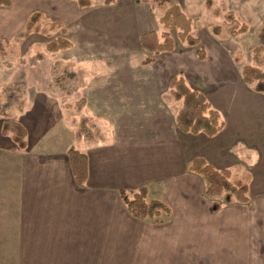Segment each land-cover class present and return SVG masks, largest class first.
<instances>
[{
	"label": "crops",
	"instance_id": "0c3cea01",
	"mask_svg": "<svg viewBox=\"0 0 264 264\" xmlns=\"http://www.w3.org/2000/svg\"><path fill=\"white\" fill-rule=\"evenodd\" d=\"M33 1L22 6L12 0L0 12H19L25 24L41 11L65 24L53 6L30 7ZM178 74L186 76H171ZM213 84L212 100L206 96L226 124L213 138L181 132L175 113L149 136L140 130L122 136L110 120V128L86 141L64 115L57 126L36 113L15 120L28 132V146L21 149L2 135V121L0 137L15 152L18 169V178L9 181L16 188L17 229L8 234L16 236L15 249L27 264H264V99L244 82ZM72 147L88 157L85 186L74 178ZM196 158L230 170L232 177L240 173L244 178L233 182L249 186L250 204L225 203L216 211L204 179L189 170ZM140 188L147 189L148 201L170 208L166 223L140 221L128 212L120 192L133 195Z\"/></svg>",
	"mask_w": 264,
	"mask_h": 264
},
{
	"label": "rangeland",
	"instance_id": "374dc122",
	"mask_svg": "<svg viewBox=\"0 0 264 264\" xmlns=\"http://www.w3.org/2000/svg\"><path fill=\"white\" fill-rule=\"evenodd\" d=\"M165 1L117 0L110 6L97 1L81 10L74 4L69 9L59 7L61 0H34L30 7L48 5L59 12L56 16L64 19L66 34L62 29L51 31L46 25L53 21L50 18L42 23L45 33L30 37L24 36L26 23L19 12H0V36H4L0 41V124L7 119L28 120L39 113L59 126L57 117L62 114L86 141H95L111 121L122 136L129 130L149 136L181 108L167 86L173 73L185 72L188 84L211 100L208 93L216 88L213 83L243 82L242 67L253 63L255 48L264 47V0H212L211 8L208 0H173L195 22L193 35L209 55L203 62L176 31L161 25L171 6ZM25 2L21 5L26 6ZM230 13L248 27L246 33L230 35ZM151 31L169 32L176 51L157 56L145 53L139 35ZM63 37L72 41V48L55 54L47 51L50 41ZM146 56L153 59L149 65L142 63ZM102 115L104 122L99 119ZM9 146L0 137V264H27L20 248L15 249L16 236L8 234L17 229L18 219L16 188L9 182L18 178V169ZM240 176L234 174L232 182L244 178Z\"/></svg>",
	"mask_w": 264,
	"mask_h": 264
},
{
	"label": "trees",
	"instance_id": "16d2710c",
	"mask_svg": "<svg viewBox=\"0 0 264 264\" xmlns=\"http://www.w3.org/2000/svg\"><path fill=\"white\" fill-rule=\"evenodd\" d=\"M76 2L81 9L91 8L97 1H102L106 6L114 5L117 0H69ZM171 6L167 7L160 19L161 25L168 30L178 33L181 42L190 48L196 49V56L204 61L207 51L201 40L193 35L195 22L188 18L183 9L173 4V0H166ZM211 8L212 0H208ZM12 0H0V7H10ZM50 17L41 11H34L28 17L25 25V37L34 33H45L42 23ZM49 29H62L66 34L65 24L61 21L48 23ZM248 31L246 25H240L234 14H229V32L235 37ZM142 50L148 55H160L176 51V43L169 32L159 35L155 31L144 33L139 38ZM73 47L72 41L67 38H55L50 41L46 49L50 53H58ZM253 63L242 67L243 82L252 87L254 92L264 95V47L259 46L253 50ZM153 62L150 56L144 57L142 63L149 65ZM169 91L175 101L181 103V108L175 116L177 128L191 135L203 134L213 138L220 134L226 127L221 113L212 105L206 94L188 84L184 74L173 75L168 81ZM84 103L85 100L83 99ZM2 135L10 137L16 147L25 149L28 146V132L18 121L7 119L3 122ZM72 172L78 185L85 186L89 177V162L85 153L72 147L68 151ZM189 170L202 177L206 183L205 196L214 202V209L220 210L225 203L250 204L249 186L246 183L232 182L231 171L216 169L203 158L194 159ZM128 212L137 220L166 223L171 216L170 208L161 200L148 201V191L140 188L133 195L125 191L120 192ZM222 199V200H221Z\"/></svg>",
	"mask_w": 264,
	"mask_h": 264
}]
</instances>
